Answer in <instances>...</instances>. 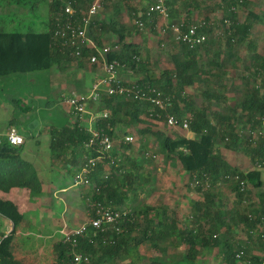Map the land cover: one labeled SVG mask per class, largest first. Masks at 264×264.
Instances as JSON below:
<instances>
[{
  "label": "trees",
  "instance_id": "1",
  "mask_svg": "<svg viewBox=\"0 0 264 264\" xmlns=\"http://www.w3.org/2000/svg\"><path fill=\"white\" fill-rule=\"evenodd\" d=\"M76 1L78 11L81 8L86 11L93 3V0ZM111 1L103 0V5L108 7ZM118 1L131 17L144 21L143 27L135 23L137 29L147 28L156 33L160 28H165V21L160 14L147 15L143 0ZM48 3L50 17L46 30L25 33L0 31V77L53 67L63 71L74 66L79 69L98 68L97 64L88 60V56L93 53L89 48L79 58L71 55L70 50L60 44L55 30L61 16L62 2L48 0ZM238 3L240 0H221L220 3V9L224 10L223 18L220 19L225 26L224 58L223 51H211L210 47L214 39L213 31L219 28L218 24L208 17L209 13L201 20L194 15L200 7V1L166 0L169 25L180 22L186 25L200 24L204 20L207 24L201 31L206 33L207 40L195 48L176 41L171 66L164 68L161 73L152 71L149 53L140 59L141 47L138 42L127 40L128 30L121 16L92 21L89 35L100 46L108 45L106 41L109 35L117 36V40L110 43L112 49L107 54L108 59L117 60L118 67L140 75L133 81L122 80V84L130 88L156 87L170 105L166 110H160L149 102L123 94H102L96 104L98 109L95 110H106L108 115L98 117L95 127L111 137L114 144L111 157L100 160L89 174V187L81 186L86 189L78 197L82 204L77 206L74 201L71 204L85 214L81 221L88 219L87 209L94 202L118 210L129 209L131 214L121 223V232L111 227L96 229L88 226L85 235L78 236L76 246L63 240L56 241L53 244V264H69L73 252L89 254L95 263L127 264L124 262L129 259V264H141L140 248L145 244L150 250H159L162 255L161 258L149 257L146 264H196L206 249H212L222 256L223 264L264 263V191L259 193L258 203L244 202L245 199L250 201V187H263L262 170L255 168L245 171L224 156L225 150L242 151L250 156L254 164L258 162L264 166V136L259 132L256 135L252 133L262 127L264 117V52L253 54L250 65H246L248 75L239 76L244 85L237 89L239 98L232 105H226L229 96L225 89L230 80L227 65L232 61L234 46L243 44L254 24L264 19V13L251 7V0H242L241 6L247 16L241 22L238 11L232 9ZM140 11L142 15L137 16ZM165 30L167 32L168 29ZM170 37L160 36L158 44L161 46L169 42ZM201 49L210 51L205 57L207 60L199 52ZM197 85L204 88L199 90L208 104H199L195 94L188 90ZM154 111L161 115L157 116ZM167 114L174 115L178 120L176 128H182L183 120L189 119L190 131L194 136H186L173 126H169L171 129L167 127ZM134 131L141 137L136 150L133 142L124 141V137ZM51 132L50 146L68 167L80 170L91 156L97 155L87 146L91 134L80 120L74 127H55ZM151 138L157 143L159 153L175 160L177 167L189 175V183L205 196L204 200L192 202L194 214L191 221H183L177 211L169 210L165 204L147 205L145 211H141L139 204L128 208L123 206L129 193L138 194L136 188L138 183L142 184L140 179L143 177L148 180L142 172L145 159L142 157L148 155L149 160H155L157 156L156 151H149ZM21 150L22 145H12L7 139L0 138V190L9 192L12 188H23L33 196L34 193L42 192L43 181L38 176L35 164L22 157ZM219 183L230 184L237 197L235 213L229 217L218 206L219 193L215 192V187ZM0 214L12 221V232L24 220V213L18 204L1 196ZM235 227L246 232V243L241 245L236 241V232H233ZM9 236L0 246V264H30L13 257L12 251L4 249V242ZM253 238H257L259 243L256 248L262 247L261 254L256 253L251 246L250 243L256 244ZM170 240V244H166ZM171 247L179 254L169 253Z\"/></svg>",
  "mask_w": 264,
  "mask_h": 264
},
{
  "label": "rangeland",
  "instance_id": "2",
  "mask_svg": "<svg viewBox=\"0 0 264 264\" xmlns=\"http://www.w3.org/2000/svg\"><path fill=\"white\" fill-rule=\"evenodd\" d=\"M198 1H200V10L196 18L198 20L203 19L207 13H210L208 17L219 25L217 36H223L224 27L220 20L223 16V9H220L221 0ZM251 5L257 10L264 12V0H253ZM210 8H214V10L211 11ZM49 9L48 0H0V31L24 33L44 31L48 28ZM125 10L120 1L113 0L110 6L104 5V8L95 19H108L115 15L121 16V21L127 26V40L136 41L141 47L140 59L148 55L151 61L150 66L153 68L151 69L155 73H161L164 68L170 67L174 52L173 46L177 41L173 30L168 29L170 32L168 30L164 32L160 28L156 33L149 31L147 28L139 30L135 25L136 19L131 17ZM259 25L255 26L252 39L253 42L257 43L258 51L264 52V29ZM162 35L167 37L170 35L171 37L169 42L160 46L158 40ZM114 40H117V36L109 35V40L106 43L111 46L110 43ZM147 47L150 48L148 49L149 54L146 55ZM242 60V62L238 61L240 66L229 67L228 69L229 73L232 74L230 75L232 79L227 83L225 89L226 94L229 96L226 105H232L234 100L239 98V93L235 86H244L238 76L245 72L244 64L248 60L243 58ZM80 70L77 66L70 67L66 71L53 67L48 70L14 73L0 77V138L6 139L9 126H15L25 138V143L22 145L21 150L22 157L35 164L38 176L43 181L41 193H34L32 196L30 191H28L30 195L27 202L25 196H23L24 203L20 207L24 213L23 223L17 226L13 232L11 230L9 238L4 242V249L16 254L20 252L25 255V257L20 258L25 260V262L29 260L30 264H53L55 259L53 244L63 238L61 229L65 225L69 229L79 227L86 221V219L81 221L85 214L83 215L80 209L71 204L72 201L78 206L82 204L78 197L82 192L86 191L81 186L73 187L75 174L79 168H70L68 167L69 165L62 163L50 146L51 130L53 128L74 127L78 120L86 127L91 125L89 113L76 112L67 103L73 93H83L81 87L87 90L88 95L93 88V79L98 78L99 72L94 78L93 76L84 75L82 82L77 81ZM100 72L102 73L101 70ZM117 76L122 80L133 81L140 75L124 67H119ZM236 77L237 79H235ZM198 93L201 96V90ZM201 99L203 101L198 100L199 104H208L207 100L204 101L203 96H201ZM96 104L97 101H88V112L96 109ZM93 125L95 126V123ZM169 126L168 124L167 127ZM169 128L171 129V127ZM176 129L182 134L185 133L186 136H194L188 130H185V132L180 127ZM132 133L129 135L134 136L133 147L136 150L141 143V137L135 131ZM150 140L149 151H156L157 156L154 158L155 160H149L148 155L142 157V159L145 158L142 163V172L144 176L148 177V180L143 177L140 179L142 184L138 183L136 188L138 194L129 193L123 206L128 208L139 204V208L143 211L147 205L160 206L165 204L169 210L177 211L179 218H182L183 221H190L189 215H192L193 208L189 207L186 209L183 204L179 205V203L187 200V198L182 200L184 196H190L191 200L192 198L194 200H204L205 196L198 193L194 187H191V183H187L189 178L183 177L186 171L178 168L173 160L161 155L155 140L153 138ZM224 156L245 171L254 168V163L250 156L242 151L225 150ZM262 178L264 180V168H262ZM229 185L220 183L215 187V192L219 193L218 206L227 212L228 217L235 213L237 206V197ZM87 186L89 187L90 185ZM188 186L193 190H190ZM56 188L57 190L54 191ZM249 189L250 201L245 199V204L258 203L259 193L264 191V185L262 188L250 187ZM75 195H77L76 198H74ZM73 212L75 215L71 216L70 213ZM2 220L5 219L2 218ZM4 230H6V224L0 225V231ZM233 232H236V241L240 242L241 245L247 242V235L243 229L235 227ZM171 240L166 244H170ZM252 241L256 242L255 245L250 243L253 249H256V245L259 244L257 238H253ZM140 251L142 253L141 264H146L147 259L151 256L162 257L159 250H150L146 244L142 245ZM174 252L173 247L169 248V253ZM174 254L178 255L179 253L175 252ZM124 263L129 264L130 260L126 259ZM223 263L224 258L222 256L216 254L212 249H206L196 264ZM239 264L245 263L241 262Z\"/></svg>",
  "mask_w": 264,
  "mask_h": 264
},
{
  "label": "built area",
  "instance_id": "3",
  "mask_svg": "<svg viewBox=\"0 0 264 264\" xmlns=\"http://www.w3.org/2000/svg\"><path fill=\"white\" fill-rule=\"evenodd\" d=\"M147 6V15L152 16L155 13L160 14L165 21V28L172 29L176 34L178 42H183L191 48H195L207 40V35L201 31L202 27L206 26V21H201L200 24L193 23L186 25L184 23H173L169 25L168 21V7L166 0H143ZM242 1V0H240ZM62 9L61 16L58 18V26H56L55 35L58 37L60 44L70 50L71 55L75 57H82L83 51L89 48L93 51L88 56V60L92 64H97L98 68L102 71V75L94 82L93 88L88 95H81L73 93L67 103L74 108L76 112L89 113L90 127H87L90 131V139L87 146L93 151L97 152V155H93L88 159V162L80 168L75 174L74 187L87 186L90 184L89 174L96 167L98 162L105 157H111V151L113 149V141L111 137L103 130L96 128L95 123L98 117H106L108 115L106 110L101 112H95L93 109L91 112L87 110V103L90 100L98 101L102 94H123L128 97H133L141 101L149 102L154 107H158L160 110H166L170 103H168L156 87L140 88L133 86L132 88L124 86L122 79L117 76V69L119 68V62L117 60H109L107 54L111 51L110 45L100 46L92 37H90V26L96 16L104 8L103 0H93V3L88 7L86 11L81 8L80 11L75 7L77 6L76 0H61ZM232 9L236 10V6H232ZM142 11L137 16L142 15ZM230 22V20H227ZM136 23L141 27L144 26L142 19L136 18ZM165 28H162L165 32ZM88 100V101H87ZM156 110V109H155ZM157 116L161 113L157 112ZM167 122L170 126L175 127L178 120L174 115L167 114ZM182 129L190 131V120L184 119ZM259 132L261 136H264V117L262 118V127L252 132L256 135ZM7 140L16 146L23 145L25 143L24 136L18 131L15 126H10L7 131ZM125 142H133L134 136L126 135L124 137ZM258 168L263 165L256 163ZM245 186L242 187L244 189ZM88 219L82 223L79 227L67 228L65 225L61 229L64 242L77 245L78 236L85 235L88 230V226L96 229L113 228L118 232L123 231L121 226L122 222H125L130 217V210H118L109 206L102 205L101 202H94L89 206L86 212ZM9 235V233L0 235V246L3 240ZM239 256V255H238ZM251 263V262H249ZM69 264H101L93 262L92 256L83 252H73L72 259ZM264 264V263H263Z\"/></svg>",
  "mask_w": 264,
  "mask_h": 264
},
{
  "label": "crops",
  "instance_id": "4",
  "mask_svg": "<svg viewBox=\"0 0 264 264\" xmlns=\"http://www.w3.org/2000/svg\"><path fill=\"white\" fill-rule=\"evenodd\" d=\"M251 3H253V0H251ZM242 1H240V3H238L237 4V6H236V10L238 11V15H239V19H240V21L242 22V21H244L245 19H246V16H247V14H246V12L244 11V9L242 8ZM251 5V4H250ZM251 7L252 8H254V9H256L255 7H253L252 5H251ZM200 10V7H199V9H197L196 11H195V16L197 15L198 16V11ZM257 10V9H256ZM220 11V10H219ZM257 11H259V10H257ZM261 14H263L264 12H261V11H259ZM224 13V10H222V14ZM209 15H210V13H209ZM196 16V17H197ZM222 18H223V16H222ZM201 20V19H200ZM264 19L263 20H260V21H258L257 23H255L254 24V26H253V29H252V31H251V33H250V35L248 36V38L246 39V41L245 42H243V44H236L235 46H234V51H233V53H234V55H233V57H231V59H232V61L231 62H229L228 63V65H227V70L229 69V67H234V66H236V67H238V66H240V64L238 63V61H240V62H242L243 60H242V58L243 59H247L248 61L244 64V69H245V72L243 73V74H240L239 76H241V75H248V69H247V67H246V65L247 64H249L250 65V61H251V59H252V56H253V54L255 53V52H258V53H263V52H260V51H258L259 49H257V43H255V42H253V39H252V33L254 32V28H255V26L256 25H259V26H261L262 27V29H264ZM263 24V25H262ZM219 26V25H218ZM223 27H224V31H223V36H217V34H218V29H215V31H213V34H212V36H213V43L210 45V47H211V51H215V50H221V51H223V53H224V58H225V41H226V39H224V36H225V26L223 25ZM216 47H218V48H216ZM150 47H147V51H146V53H149V51H148V49H149ZM200 53H201V55H202V57H204V59L205 60H207V58H205V57H207V55H208V53L210 52H206L204 49H201L200 51H199ZM212 53V52H211ZM236 59V62H234V60ZM252 65V64H251ZM84 70V71H83ZM75 71H77V70H75ZM251 71H253V68H251ZM98 72H99V74H98ZM98 74V78L103 74V73H101L100 72V69L98 68H91V67H87V69H81L80 71H79V73H78V77H77V81H81L82 82V78H83V76L84 75H89V76H93V78H94V76L95 75H97ZM230 75H232V74H230L229 73V71H228V77L230 78V80L232 79L231 77L232 76H230ZM254 75V74H253ZM239 76H238V78H239ZM92 78V79H93ZM97 78V79H98ZM97 79H93V81L95 82ZM235 79H237V77L235 78ZM229 80V81H230ZM240 80V79H239ZM93 82V83H94ZM236 87V89H241V88H243V87H238V86H235ZM201 88H203V87H198V85L197 86H193V87H189L188 88V90L190 91V93H193V94H195V96H196V98L198 99V100H201V101H203L202 99H201V96L199 95V89H201ZM204 89V88H203ZM81 91L83 92V93H81V95H87V90L86 89H84L83 87H81ZM238 92V91H237ZM199 103V102H198ZM202 104V103H201ZM98 105V104H97ZM98 109V106L96 107V110ZM95 110V109H94ZM95 110V112H97ZM11 126H13V125H11ZM10 127V126H9ZM9 129V128H8ZM190 133H192V131H189ZM174 162H175V160H173ZM175 164L177 165V163L175 162ZM241 168V167H240ZM255 168H258L257 166H255V164H254V168L253 169H255ZM262 168H264V166H262V167H260V168H258V169H260V170H262ZM250 170H252V168L250 169ZM249 171V170H248ZM183 177H187V178H189V175L187 174V173H184V176ZM186 183V182H185ZM187 183H189V179H187ZM220 184V183H219ZM182 186H183V184H182ZM190 186V185H189ZM188 186V187H189ZM230 186V185H229ZM74 187V186H73ZM191 187H194L193 185L191 186ZM191 187H189L190 188V190H193ZM57 190V188L54 190V191H56ZM62 190V189H61ZM29 190H27V189H23V188H12L9 192H5V191H2V190H0V196L1 197H3V198H5V199H9V200H12V201H14L15 203H17L18 204V206H19V208L21 207V206H23L22 204L24 203V200H23V196H25V200H26V202H27V199H29V195H30V193L28 192ZM145 192H146V190H145ZM185 198H187V200H185ZM182 200H185L184 202H182V203H179V205H181V204H183V206H184V208H189V207H192L191 205H192V202L193 201H196V200H194L193 198H192V200H191V198H190V196H184L183 197V199ZM201 200V199H200ZM34 206V205H33ZM78 206V205H77ZM193 208V207H192ZM20 210H21V208H20ZM69 210V209H68ZM193 211H194V209L192 210V215H189V218H191V220H192V216H193ZM69 212H70V210H69ZM71 214V216L72 215H75V213L73 212V213H70ZM177 214H178V212H177ZM182 217H184V216H182ZM2 218H4L5 220H2ZM190 220V221H191ZM4 224H6V230H4V231H0V235L1 234H5V233H9L11 230H13L14 229V225H13V223H12V221L10 220V219H8V218H6V217H4V216H2L1 214H0V225H4ZM21 225V224H20ZM261 228H262V226H261ZM253 245H255V243L253 244ZM262 247L261 246H259V247H257L256 249H254L255 250V252L256 253H258V254H261L262 253V249H261ZM4 251V250H3ZM264 251V250H263ZM11 254L13 255V257H15V258H17V259H21L20 257H25V255H23V254H21L20 252H18L17 254L16 253H14V252H11ZM27 263H31L29 260L27 261Z\"/></svg>",
  "mask_w": 264,
  "mask_h": 264
},
{
  "label": "clouds",
  "instance_id": "5",
  "mask_svg": "<svg viewBox=\"0 0 264 264\" xmlns=\"http://www.w3.org/2000/svg\"><path fill=\"white\" fill-rule=\"evenodd\" d=\"M7 139V138H6ZM21 146V145H20Z\"/></svg>",
  "mask_w": 264,
  "mask_h": 264
}]
</instances>
